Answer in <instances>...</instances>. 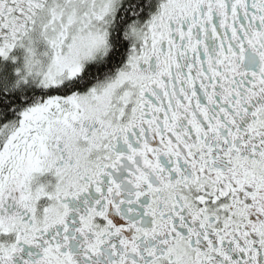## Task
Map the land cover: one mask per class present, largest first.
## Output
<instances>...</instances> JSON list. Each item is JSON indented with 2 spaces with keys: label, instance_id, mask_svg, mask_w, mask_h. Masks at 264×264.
<instances>
[{
  "label": "snow or ice",
  "instance_id": "6c2138e0",
  "mask_svg": "<svg viewBox=\"0 0 264 264\" xmlns=\"http://www.w3.org/2000/svg\"><path fill=\"white\" fill-rule=\"evenodd\" d=\"M0 264H264V0H0Z\"/></svg>",
  "mask_w": 264,
  "mask_h": 264
}]
</instances>
